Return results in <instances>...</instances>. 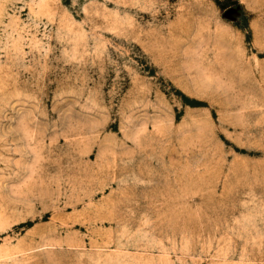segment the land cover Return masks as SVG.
I'll return each mask as SVG.
<instances>
[{
  "label": "rangeland",
  "instance_id": "obj_1",
  "mask_svg": "<svg viewBox=\"0 0 264 264\" xmlns=\"http://www.w3.org/2000/svg\"><path fill=\"white\" fill-rule=\"evenodd\" d=\"M0 264H264V0H0Z\"/></svg>",
  "mask_w": 264,
  "mask_h": 264
}]
</instances>
